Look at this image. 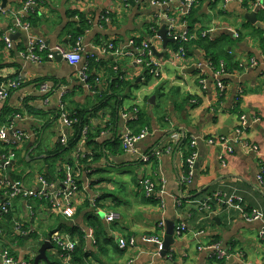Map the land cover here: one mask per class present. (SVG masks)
Instances as JSON below:
<instances>
[{
    "label": "crops",
    "instance_id": "crops-1",
    "mask_svg": "<svg viewBox=\"0 0 264 264\" xmlns=\"http://www.w3.org/2000/svg\"><path fill=\"white\" fill-rule=\"evenodd\" d=\"M155 1L36 0L26 33L14 27V17L21 13L25 0H0V85L15 78L20 82L6 100L0 101V111L5 107L10 120L0 127L11 124L25 135L19 142L9 132V141H0V159L8 153L15 154L10 167L0 168V183L12 180L17 158L30 162L43 136L50 139L45 153H41L50 162L43 171L50 174L54 187L62 186L59 173L65 163L84 159L86 155L76 151L78 141L57 154L62 158L57 159L51 152L62 132L67 135L66 143L74 137L73 130L64 126L58 115L64 94L94 111L86 115L87 126L100 129L95 137L96 151L94 144L87 142L81 148L82 153L91 155L80 166L79 190L70 198L74 215L64 217L47 199L14 198L10 217L0 218V264L4 250L16 259H33L38 247L53 233L74 238L76 243L77 231L83 233L84 264H264V235L259 234L264 229V188L257 180L264 171V22L257 18L261 8L253 9L250 2L243 5L242 0H204L188 17L187 27L202 28L210 39L227 36V52L244 67L222 77L221 92L198 46L192 45L182 61L175 55L176 42H168L164 48L161 39L156 41L153 54L165 63L158 78L145 75V67L131 55L101 52L111 42L122 48L131 38L148 40L153 30L166 24L165 14L175 19L177 30L183 29L184 1ZM252 11L254 21L245 15ZM79 13L85 15L88 28L79 37L83 59L77 65L61 57L33 61L22 56L30 36L47 41L49 48L62 45L71 49V33L78 27ZM17 32L11 40L12 47L6 50L4 37ZM90 54L100 64L94 77L97 93L82 85L77 74ZM252 59L256 64L249 66ZM201 71L206 77L204 88L198 78ZM27 107L41 112L35 114ZM134 112L136 115L130 118ZM139 112L148 125L128 123ZM242 115L246 122L236 137ZM140 127L148 131L147 136L137 143L136 151H125L120 136L126 129L135 132ZM172 134L196 140L197 155L187 185L180 181L183 151L175 149L174 144L155 161H142V156L170 144ZM210 137L227 139L232 152L209 144ZM29 142L32 146L23 156ZM248 145L257 148L252 150ZM95 152L100 153L98 160H93ZM221 154L225 164L219 159ZM29 173L19 178L25 187L34 188L40 174ZM146 180L151 188L144 184ZM215 191L235 197L246 213L256 211L262 220L248 221L240 209L228 208L223 198L212 199L210 208L202 207ZM0 195L1 203L2 189ZM111 213H116L117 218L107 221L106 215ZM168 223H173L174 232L166 256L162 257L159 245L142 236L158 235L162 243ZM17 225L20 229H16ZM181 225L185 229L179 233ZM131 237L135 239L134 246H118L119 238ZM32 243L35 244L28 246ZM50 243L48 261L39 264H62L59 249ZM213 244L225 252L222 258L214 257Z\"/></svg>",
    "mask_w": 264,
    "mask_h": 264
},
{
    "label": "built area",
    "instance_id": "built-area-1",
    "mask_svg": "<svg viewBox=\"0 0 264 264\" xmlns=\"http://www.w3.org/2000/svg\"><path fill=\"white\" fill-rule=\"evenodd\" d=\"M184 6L182 9V14L186 16L191 7L196 2L195 0H183ZM152 3H157L155 0H152ZM160 3V2H159ZM36 0H25V3L23 5L21 13H18L15 15V21H14V27L17 30L28 32L30 29V23L26 19H24L25 15L29 12V10H33L36 7ZM250 6L255 8H261L264 9V5L262 3V0H251ZM165 19L167 20V35L174 39V41H185L187 40L188 36V27L187 23L183 22V29L177 30L176 29V22L174 18H171L169 15L165 14ZM156 30H153L152 36L148 40H142L140 44L138 45L136 43V39L131 38L127 41V43L122 47H116L114 43H108L104 48L101 49L102 53H112V54H125V55H131L135 58V61L137 64H141L145 67L146 71L153 77L158 78L161 76V72L163 69L164 61L158 60L154 56V43L158 41L160 38L156 34ZM206 32H202V35L204 36ZM236 36H238L237 33H235ZM4 42L6 44L5 49L9 50L12 47L11 40L5 36ZM263 43H264V35H263ZM45 50V56L43 57L41 54L37 53L38 51ZM262 51L264 53V45L262 47ZM92 55V54H90ZM179 59L184 61L185 55H184V49L183 47L179 46L177 48V52L175 54ZM22 56L28 59H31L33 61H41L44 58L48 60H52L57 56H61V58L65 59L69 64L71 65H77L82 59H83V47L80 43V38H78L74 44V46L71 49L65 48L62 45H55L52 48L47 47L45 45L43 40L36 39L32 36L29 37L28 44L26 50L22 53ZM175 57V58H177ZM256 64V61L253 59L250 61L249 66H254ZM87 62L78 70V77L81 81L84 82V85H86L87 88L91 89V86L89 83V76L87 74ZM207 69L212 73L213 77L216 80V86L219 88V90L222 92V89L224 87V83L222 81V77L225 75H230L225 69L221 68L219 70H215L213 66L206 62ZM241 68H244L241 64L239 65ZM201 69V68H199ZM202 70V69H201ZM203 71V70H202ZM198 76L199 83L202 85V87H205V81L206 77L204 76L205 72ZM16 83L9 80L6 84L0 85V101H4L9 96L8 90L9 87H15ZM43 90H45V85L42 86ZM94 91V90H93ZM194 102V99L192 100ZM136 113H132V116L134 117ZM123 116H127V114H123ZM241 128L236 129V137L238 134L242 131L244 128V124L246 122L245 116H241ZM60 120L66 127H70L72 120L68 119L66 114L61 113L60 114ZM87 127L85 126L82 129L81 135H79L78 140V146L76 147V151L79 155H91L89 153H82L81 148L85 144V133H86ZM12 133L13 138H16L19 142L25 139V135L21 133L20 131H16L13 129L12 125H5L0 127V141L7 142L9 141V135L8 133ZM148 134V131L146 129L141 130L138 133L131 132L130 130L126 129V131L120 136V143L121 146L125 151H136L137 143L144 139ZM62 143H66L67 141V135L62 132L61 135L58 136ZM234 138L235 142H238V138ZM179 139V135L172 134L170 137V144L166 145L161 150H154L150 152L147 155L142 156L143 162L151 161L152 157L158 158L163 151L169 152L173 144L176 143V141ZM207 142L209 144H218L224 152L231 153L233 150V146L228 142L227 139L224 138H213L210 137L207 139ZM196 145V140L194 138L190 139L189 146L194 148ZM249 148L252 150H256L255 145H248ZM196 151L193 149L189 155L184 158V171L183 175L181 176L180 181L183 184H188L191 181L193 170H194V164L196 159ZM14 153H8L7 155H4L0 159V168L8 167L14 158ZM220 161L225 164V159L223 158V155L219 157ZM64 167V178L62 180V186L61 188L54 187L52 182H48L43 175H39L37 181L38 184L34 188H27L24 186L21 180H7L4 179L2 183H0V189L3 190V200L0 203V218L2 214L7 213L9 211V208L11 206L12 200L18 196L24 197V198H41V199H47L48 202L53 206L55 210L60 212L64 217L71 218L74 215V208L71 204L70 198L72 195L79 190V184L77 182L78 174L80 172V166L78 165V162H75L74 166H71L68 162L63 165ZM258 183L261 187L264 188V171H262L259 175H257ZM161 182H164V179L161 178ZM144 184L148 185V188L152 187V184L149 181H144ZM220 198H223L225 205L228 208H238L243 212L244 217L248 221H258L262 220V216L258 212H251L246 213L241 206L238 204V201L235 200V197L233 196H227L224 194V192L221 191H215L210 197L204 201L201 206L205 208H210V201L212 199L219 200ZM115 218H117L116 213H111L109 215H106L107 221H113ZM162 223H159V226H161ZM16 229H20V226L17 225ZM184 226L181 225L180 229H178V232L181 233L184 230ZM1 230V229H0ZM260 236L264 235V229L260 230L259 232ZM143 240L146 241H154L156 242L158 246V251L162 249V243L160 241V237L158 235L151 237L150 235H143ZM49 241L53 242L57 248H59V257L61 258L62 264H74L72 260V252L75 248V241L72 240L69 236L66 235H59L58 233H53L49 237ZM135 245V239L133 237L125 240L123 238L118 239V246L121 249H124L126 247H131ZM212 247L215 250L214 257L222 258L225 255V252L222 251L217 244H213ZM2 258V264H30V258L25 259H16L12 255L9 254L8 251L4 250L1 254Z\"/></svg>",
    "mask_w": 264,
    "mask_h": 264
},
{
    "label": "trees",
    "instance_id": "trees-1",
    "mask_svg": "<svg viewBox=\"0 0 264 264\" xmlns=\"http://www.w3.org/2000/svg\"><path fill=\"white\" fill-rule=\"evenodd\" d=\"M195 1L196 2L191 7L189 13L186 16H184V21L186 23H187L188 17H190V14L192 13L193 9L200 2H202L204 0H195ZM242 1H243V5H247L248 2H250L251 0H242ZM34 11H35L34 9L31 11L29 10V12L25 15L24 19H26L27 21H31L32 15L35 13ZM78 18H79L78 27H77L76 31H73L71 33L72 45H74L76 40L80 36H82L83 31L88 28L87 21L85 20V15L82 13H79ZM257 18L264 22V9H260L257 11ZM192 28L193 27H191V26H189V28H188V31H189L188 36L189 37L187 38V40H185V41H174L177 43V48L179 46L183 47L185 57H187L189 55L190 47L192 45H195V46H198V47L203 49L205 56L208 59V62L213 66V68L215 70H219V69L223 68V69H225V71H227L228 73L231 74L235 71V69L236 70L239 69V62L234 61L233 57L231 55H229V53L227 52V46H228V42H229V39L227 36L221 35L215 39H210L207 36V33L204 36L202 35V32H204V30L202 28L198 29V30H193ZM135 41L139 45L142 40L139 41L137 39ZM263 45H264V43L262 42V46ZM37 53L41 54L43 57L45 56V50L38 51ZM98 61L96 60L95 56L87 55V58H86L87 65L86 66H87V74L89 76L88 80H89V82L91 80V84H93L91 86V89L94 90V92H96V93L99 90H98L97 86H94L95 85L94 77L96 76V70L99 68V65H100ZM112 71H113V68H112ZM145 75L150 76V74H148L147 71H145ZM7 79H8V77H7ZM9 80L15 82L16 86L15 87H9L8 93L12 89L17 88L20 84V82L17 78H15L14 80L13 79H9ZM92 80H93V83H92ZM222 80H224V79L222 78ZM5 81H4L5 83L8 82V80H5ZM107 98H109V96ZM238 104H239V101H238ZM23 105L27 106L26 103H23ZM27 109L31 112L34 111V110L32 111L29 107H27ZM35 112L38 113L41 111L35 109V111L33 113H35ZM89 112L92 113L94 111H92V112L88 111L87 107H84L81 104L76 103L75 101L71 100L69 94L63 95L58 115L60 116L61 113H64V114H66L68 119L72 120L70 128L74 132V135H72L74 137H73V139L69 140L67 143H62L60 138L58 137V140L55 142L54 147L51 150V152L56 153V155L60 152H66L69 149V147L72 146V144L77 143V141L79 140V135L85 126L87 127L86 133L84 134L85 135V141L87 142V145L88 144H94L95 147L93 148V150L96 151V148L98 147V145L95 142V137L99 134L100 129L99 128L94 129V128L87 126L88 125V119H87L86 115ZM7 113H8V110L5 107L4 108L2 107L1 111H0V125L2 123L7 124L10 121L9 115ZM37 113H35V114H37ZM142 117H143V115L139 112L138 115L135 117V119L129 121L128 123H138L141 126H144V124H146V123H144L142 121ZM146 125H148V124H146ZM140 130H141V127H140V129H138V131L135 130V132L134 131L133 132L138 133ZM189 143H190L189 135H183V136L179 137V139L174 144L175 149L178 147L179 149H181L183 151V158H185L187 155H189V153L194 149V148L189 146ZM93 156H94L93 160H98L100 157V153L95 152ZM89 157H90V155L89 156L86 155L84 157V159H79L78 165L81 166L83 164H86ZM151 160L155 161L156 159H155V157H152ZM23 162H25V161H23ZM68 163L71 166L75 165V162L74 163L68 162ZM61 169L62 170L59 173V178L61 180H63V178H64V167H62ZM41 175H43V177L48 182L53 181V180H49L48 175H50V174L46 173V171H43ZM11 176H12L13 180H20L19 176L16 175L14 172L11 173ZM183 187H184V185H183ZM152 199H153V197H152ZM1 217L9 218L10 212L8 211L7 213L2 214ZM19 237L21 238L20 235H18V238ZM77 237H78V241L76 242L75 248L72 252V260H73L74 264H78V263L84 264V262L82 260L83 256H84L83 233L77 231ZM72 239H74V238H72ZM30 262H31L30 264H32L33 259H31ZM52 262L54 263V261H52Z\"/></svg>",
    "mask_w": 264,
    "mask_h": 264
},
{
    "label": "water",
    "instance_id": "water-1",
    "mask_svg": "<svg viewBox=\"0 0 264 264\" xmlns=\"http://www.w3.org/2000/svg\"><path fill=\"white\" fill-rule=\"evenodd\" d=\"M181 1H183V0H181ZM262 3L264 5V0H262ZM245 15L248 17V19L250 21H254L255 20V17H254L255 12L254 11L249 12V13L247 12V13H245ZM18 34H19V32L7 34V37L10 40H12ZM156 34L161 39L162 45H163L164 48L166 47L168 42H174V39H172L171 37H169L167 35V25L164 24V23L159 27V29L157 30ZM43 41H44L45 45H47V41H45V40H43ZM57 57L60 58L61 56H57ZM81 84L84 85V82L82 81ZM151 98L153 99V97H151ZM40 137H42L41 134H40ZM31 146L32 145H31L30 142L25 145L23 156H25L27 150L29 149V147L31 148ZM35 148H37V147L35 146ZM45 156H47V155H41V158H45ZM11 165H12V163L8 167H10ZM180 184L182 186V183H180ZM207 186H209V185H207ZM0 197H1V195H0ZM173 232H174L173 223H168L167 224V228H166V236H165L164 241L162 242V249L159 251V254L162 257L166 256L168 246L172 242ZM50 247H52L50 241L49 240L44 241L42 243V245L39 247V249L37 250V254L34 256L32 264H39V262L42 261V260L48 261L47 260V256H46V251ZM227 254H229V253H227Z\"/></svg>",
    "mask_w": 264,
    "mask_h": 264
},
{
    "label": "rangeland",
    "instance_id": "rangeland-1",
    "mask_svg": "<svg viewBox=\"0 0 264 264\" xmlns=\"http://www.w3.org/2000/svg\"><path fill=\"white\" fill-rule=\"evenodd\" d=\"M163 115L160 116L161 121H163ZM50 139L48 137H44L43 136V140L42 142L39 144V146L34 149L33 153L31 154V160L30 162H20L19 158L16 159V164L14 165V172L16 173V175L22 177V175H24L26 172H30V175H35L37 173L41 174L43 172V168L45 167V165H49L50 162L47 161V158H41L40 156L42 155L41 153H45V148H47V142H49ZM63 155L59 154V156L57 155V159L62 158ZM35 243L29 244L33 245ZM36 249L37 248V244H36ZM51 251V249L47 250V253L49 254Z\"/></svg>",
    "mask_w": 264,
    "mask_h": 264
}]
</instances>
